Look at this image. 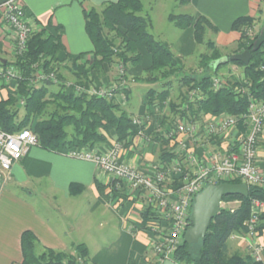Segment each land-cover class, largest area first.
<instances>
[{
	"label": "trees",
	"instance_id": "obj_1",
	"mask_svg": "<svg viewBox=\"0 0 264 264\" xmlns=\"http://www.w3.org/2000/svg\"><path fill=\"white\" fill-rule=\"evenodd\" d=\"M175 1L181 5L189 4V0ZM142 11L141 0H118L105 4L101 10L83 9L85 30L93 45L89 60L84 59L88 53L81 54L74 59H64L68 61L64 65L56 58V54L63 51L59 36L45 35L44 31L33 34L24 55L15 58L10 64L21 76L15 92L0 101V130L16 133L29 129L37 137V146L51 152H67L71 149L93 151L97 146L107 143L112 136H116L118 143L125 145L127 139L136 134L132 114L121 108V103L113 98L99 99L72 93L65 87L63 72L71 73L75 83L84 87L93 84L95 73L105 64L109 67L121 65L127 73L129 68L142 62V56L136 49L137 43L144 47L152 59L150 67L145 70L148 77L140 80L151 85L159 83L161 86L160 90L151 88L147 91L145 108L148 110L158 107L161 114L169 107L182 121L202 122L207 116L229 114L238 117L247 111L249 100H264V43L252 52L247 66L230 60L235 54L251 51L258 37L259 31L250 36L246 33L253 23L251 17H239L233 21L231 29L239 33V39L236 49L223 55L213 40L205 39L207 32H218L206 17L169 15V22L179 29L192 26L196 43L206 49L199 55L198 63L203 74L194 76L185 71L181 58L175 56L166 43L150 33L151 19L142 15ZM223 58L227 61L216 66V62ZM228 65L241 68V75L214 90L212 78ZM37 69L46 73L54 72L60 83L47 81L32 86L31 79ZM174 81L187 89L186 95L197 91L200 99L190 103L185 95L180 105L169 103ZM118 94L127 97L128 90L120 88ZM175 126L176 122L173 121L169 128ZM238 126L241 132H247L243 122ZM153 135V140L162 144L169 142L163 133ZM174 158L173 153L166 151L159 156V161L169 163ZM77 189L81 190V187L71 185L70 193L75 195ZM252 199L264 201V189L250 187L248 197H224L223 203L237 201L238 204L231 208L221 207L211 220L204 240L194 245L183 242L171 256L172 261L176 264H257L247 255L231 253L229 248L230 237L243 232ZM140 216L142 228H147L151 220L157 219L150 207L144 208ZM20 244L22 259L19 264H91L84 244L73 245L74 254L51 249L37 253V240L30 231L22 233Z\"/></svg>",
	"mask_w": 264,
	"mask_h": 264
},
{
	"label": "crops",
	"instance_id": "obj_2",
	"mask_svg": "<svg viewBox=\"0 0 264 264\" xmlns=\"http://www.w3.org/2000/svg\"><path fill=\"white\" fill-rule=\"evenodd\" d=\"M6 1L8 0H0V7ZM117 1L22 0L26 15L38 29L36 33L44 31L45 35L59 36L63 51L58 52L56 58L64 65L68 63L64 59H74L81 54L88 53L84 56L86 60L91 58L89 53L93 50V45L85 30L83 9L101 10L105 4ZM183 6L185 11L179 12L180 14L204 16L217 28V33L212 32L216 47L222 53L223 50L231 48L224 55L236 49L239 33L231 29L235 19L249 16L260 23L264 18V2L260 0H189V4ZM259 10L261 13H258ZM174 28L160 41L166 43L171 52L181 58L184 67H190L187 59L193 57L199 48L193 28ZM10 36L11 31L0 16V65L3 66H8L15 60ZM136 49L142 56V62L127 71L128 80L129 77L132 78L130 81L135 84L142 82L140 78L146 74L145 70L152 62L151 56L140 43H137ZM115 67L116 65H103L95 73L93 83L107 85L114 82ZM233 67L237 69L236 66ZM121 82L122 88L128 90L127 97L121 94L116 96L121 98V101L123 98L124 101L127 99L126 104L130 108V83L125 84L124 78ZM1 93L4 99L9 94L4 88ZM150 111L145 108L143 96L141 105L138 106L136 114L132 115V119L140 118ZM153 115L144 137L137 134L129 137L120 154L121 162L146 173H151L153 166L161 163L159 156L166 151L171 153L169 150L172 148L170 142L162 144L153 140V133L164 134L169 128V123L163 126L162 117ZM203 141L212 151L221 150L224 146V142L209 139ZM115 143L116 136H112L107 143L97 146L93 151L105 155ZM64 153L34 146L11 167L9 179L0 187V264L20 263V240L25 231H30L35 236L37 253L43 249L67 253L72 251L73 245L84 244L87 246L91 264H146L149 259L146 255L149 252L148 240L140 230V213L149 207L146 201L137 194L129 196L121 185H116V182L99 171L94 163L73 159ZM174 156V159H181L178 155ZM259 163L264 167V133L260 144ZM71 185H79L81 190L77 189L76 194L72 195ZM83 199H86L85 203L82 202ZM92 230L96 231V237L99 236L98 241L109 237L113 230L115 238L113 237L107 246L99 245L95 253L91 254L86 239ZM141 236L143 238H140ZM232 250L246 255L244 247L238 242Z\"/></svg>",
	"mask_w": 264,
	"mask_h": 264
},
{
	"label": "built area",
	"instance_id": "obj_3",
	"mask_svg": "<svg viewBox=\"0 0 264 264\" xmlns=\"http://www.w3.org/2000/svg\"><path fill=\"white\" fill-rule=\"evenodd\" d=\"M0 16L11 31V50L17 58L24 55L30 37L38 29L26 15L22 0H8L0 7ZM253 31L247 30V35ZM114 82L88 87L80 85L65 87L76 95L86 94L99 99H112L122 88L124 70L116 67ZM21 73L13 66L0 65V101L4 88L14 93L18 87ZM59 84L54 72L46 73L37 69L31 79V85L44 82ZM224 85L223 80L213 77L212 87L218 90ZM197 91L186 95L188 102L199 100ZM151 112V113H150ZM140 118L132 119L137 136L144 137L151 114L158 116V107ZM153 115V116H154ZM240 122L247 126V132L238 129ZM264 133V100H249L247 111L234 117L229 114L207 116L202 122L177 120L175 128H168L164 137L172 144L169 150L181 159L169 163L161 162L152 168L151 173L141 171L120 161L123 150L121 143H115L105 155L84 149H71L64 154L70 158L89 161L107 177L121 185L127 194L142 197L152 209L157 219L151 220L147 228L140 230L148 240V249L162 264L184 242L183 237L191 227L190 213L194 197L209 185L223 183L245 184L248 187L264 189V167L260 165V144ZM224 142L221 150H210L203 141ZM38 140L29 129L16 133L0 130V187L9 179L14 163L21 160L31 147L37 146ZM220 148V147H219ZM183 162H182V161ZM238 204L237 201H234ZM225 203L221 201V206ZM230 242L240 243L250 260L264 264V201L252 199L249 217L244 223L243 232L233 234Z\"/></svg>",
	"mask_w": 264,
	"mask_h": 264
},
{
	"label": "rangeland",
	"instance_id": "obj_4",
	"mask_svg": "<svg viewBox=\"0 0 264 264\" xmlns=\"http://www.w3.org/2000/svg\"><path fill=\"white\" fill-rule=\"evenodd\" d=\"M141 3L143 6L142 15L149 16L152 20L153 28H151L149 31L158 40L162 39L163 36H165L166 33L170 29L171 30L175 29L173 24L171 22H169V20L167 19L168 14L175 15V14H180L179 12L185 11L183 8L184 6L179 4L178 2H176L175 0H167V1L166 0H141ZM258 13H261V11L259 10ZM184 14H186V13H184ZM252 19H253V23L248 29H251L254 33L257 31H260L263 20L260 23H257L256 19H254V18H252ZM205 39L206 40L210 39V40L214 41L213 33L211 31L207 32ZM235 48H236V46H235ZM230 50H231V48H229L227 50H223V53L221 52V54L224 55V53L229 52ZM205 51H206L205 47L199 45V48L195 51L193 57H189L187 59V62H189L191 64L190 67H185V71L187 73L193 74L194 76H200L203 74V70L199 66L198 63H199V55L201 53H204ZM122 69L124 70L125 84L130 83L131 90H132V96L129 100L130 108L126 104L127 99H126V101H124V103H122L121 98H118L116 96L118 94V91H117L116 95L113 97V99L116 102L121 103V106H122L121 108L128 110L129 114L135 115L136 114L135 112L138 109V106L141 105V99L143 96H145L147 90L150 88H155L157 90H160L161 86L159 83L155 84V85H149L146 83H142L143 80H141L142 82L135 84V83L130 81V80H132V78L129 77V80H128L127 73L125 72V68L122 67ZM241 72H242L241 68L237 67V69H234V67L232 65H228V66L220 69V71L218 72L216 77L223 80L224 85H226L228 83H231V81H233V78L239 77L241 75ZM63 75L65 76V79H66L65 83L67 85H69V86L78 85L75 83L74 79L72 78L71 73H69L68 71H66V72L64 71ZM146 77H148V75L144 74L143 77H141L140 79H143ZM137 80L138 79H136V81ZM170 91H171V94H170V98H169V103H174L175 105H180L182 103V100H183L182 98H184V96L186 95L187 89L185 87H181V85H178V83L176 81H174L172 83ZM158 116L165 119L162 122L163 126H164V124L168 125V123L172 124L173 121L176 122L177 120H180V119H178V115L174 114L169 107H166L161 112V114H159ZM85 201H86V199L82 200L83 203H85ZM235 205H237V204L234 201H229V202H226L221 207L231 208V207H234ZM93 227L96 228V225L93 224ZM111 230L112 229H109V231H111ZM104 231H108V230L104 229ZM114 231L115 230H113V233L110 232L109 237H107L106 239H104L102 241H98L97 237H99V236L96 237L95 236L96 231L92 230V232L87 235V239H86L87 244L90 247L91 254L95 253V250L97 249V247L99 245L107 246L109 243H111L112 240L115 238ZM97 235H98V233H97ZM140 238H143V237L141 236ZM234 245H235V243L230 242V244H229L230 252L231 253L239 252L237 250L236 251L232 250ZM68 253L74 254V251L72 250L71 252H67V254ZM146 255L149 258L146 261V264H157V260H158L157 258L158 257L156 255L152 254L150 250H149L148 254H146ZM169 259L172 260L171 257Z\"/></svg>",
	"mask_w": 264,
	"mask_h": 264
},
{
	"label": "water",
	"instance_id": "obj_5",
	"mask_svg": "<svg viewBox=\"0 0 264 264\" xmlns=\"http://www.w3.org/2000/svg\"><path fill=\"white\" fill-rule=\"evenodd\" d=\"M264 43V19L258 37L253 43L251 51H243L233 55L230 60L240 62L247 66L251 59L252 52L257 51ZM223 58L216 62V66L225 63ZM227 196L248 197V187L245 184L223 183L219 185H209L193 199L190 213L191 227L184 234L183 241L187 245L197 244L203 241L211 220L220 212L221 201ZM162 264H176L172 260H165Z\"/></svg>",
	"mask_w": 264,
	"mask_h": 264
}]
</instances>
